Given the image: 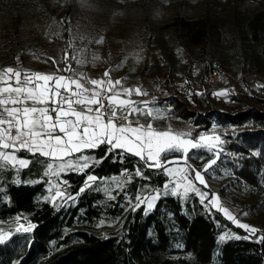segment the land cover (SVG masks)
<instances>
[{"label":"trees","instance_id":"trees-1","mask_svg":"<svg viewBox=\"0 0 264 264\" xmlns=\"http://www.w3.org/2000/svg\"><path fill=\"white\" fill-rule=\"evenodd\" d=\"M38 5L42 6L40 12L34 10L28 17L0 21V67H16L18 56L27 64L30 52L26 46L42 33L49 20L48 30L59 34L46 36L52 35L56 43H65L72 32L88 23L81 0H63L56 8L50 7L48 0H40L33 7ZM232 8L231 15L223 18L212 13L214 7L190 17L185 5L178 6L161 29L171 45L194 48L206 60L210 48L222 46L243 60L256 63L257 68H264V0L243 15L238 13L237 5ZM149 16L146 13L144 19ZM111 22L108 14H102L92 25L102 34ZM52 61L42 63L41 68H58V63ZM211 63L208 60L202 66L200 90L190 88L182 95L170 94L159 101L169 108L172 119L188 121L196 127L209 128L211 122L221 128L243 127L228 134L224 150L235 156L229 162L235 181L252 190L256 203L264 206V109L249 105L229 111L214 106L209 97L211 85L205 79L208 72L217 71ZM165 91H170L168 83ZM200 154L208 155L204 151ZM20 155L33 160L28 168L19 172L8 167L0 169V221L26 218L35 227L29 233H14L9 242L0 245V264H212L215 256L218 264H264L262 243L251 239L220 243L218 237L226 229L241 237L245 233L220 212L202 205L194 194L187 200L162 196L148 214L143 209L131 211L127 207L129 200L142 190L146 194L145 185L162 187L167 177L159 171L144 168L151 178L135 177L126 188L114 191L115 199L99 189L80 194L74 202L64 204L58 199L53 205L45 199L50 181L44 175L45 164L37 162L30 153ZM92 155L105 157V149L101 147ZM141 163L131 155L124 159L112 155L91 171L97 177L110 179L121 176L124 169L133 171ZM58 179L66 180L67 191L75 195L84 176L66 172ZM106 224L113 226L111 231L100 232L99 228Z\"/></svg>","mask_w":264,"mask_h":264},{"label":"snow or ice","instance_id":"snow-or-ice-1","mask_svg":"<svg viewBox=\"0 0 264 264\" xmlns=\"http://www.w3.org/2000/svg\"><path fill=\"white\" fill-rule=\"evenodd\" d=\"M81 2L84 4L86 0ZM76 40H87V44L76 47ZM103 42L102 36L71 38L62 57L67 67L51 74L22 73L13 67L0 69V169L8 167L19 172L28 168L33 160L20 155L27 152L37 158V162L45 164V177H59L64 172L82 173L83 184L75 195L67 191L68 182L65 180L62 183L58 181L53 186L54 194L45 197L53 205L58 199L67 204L74 202L82 193L99 190L98 181L106 178L97 177L91 170L105 157L116 155L124 159L131 155L142 163L133 171L124 169L120 177H111L117 188H126L135 177L150 179L144 168L159 171L167 177L162 187L145 185L146 194L143 190L137 192L127 205L131 211L143 209L148 214L162 196L187 200L190 194H194L206 208L223 213L248 234L241 237L225 233L218 237L220 243L229 239H251L264 244V236H257L264 230L241 223L221 204L216 193L202 191L197 186L210 187L205 174L217 165L224 151L222 145L225 141L220 135L202 134L192 138L190 133L177 132L171 127L158 128L154 121L164 118L162 110L150 107L147 100L132 99L133 95H148L141 86L125 87L122 79H112L111 70H106L100 78H89L86 73L72 67L69 49H72L71 61L81 67L91 66L100 57L93 52L89 58V46ZM64 72L71 74L65 75ZM257 89L264 90V85H257ZM214 95L226 96L228 92L223 90ZM151 103H155V97ZM101 147L105 149V157H94L92 152ZM194 149L212 153V158L201 169L188 163L189 152ZM177 153L181 155L176 156ZM252 154L259 155L258 152ZM170 155L174 158H165ZM104 191L109 193L110 199H115L110 187H105ZM34 227L32 224L20 225L15 232L29 233ZM12 236L11 231H0V245L9 242Z\"/></svg>","mask_w":264,"mask_h":264},{"label":"rangeland","instance_id":"rangeland-1","mask_svg":"<svg viewBox=\"0 0 264 264\" xmlns=\"http://www.w3.org/2000/svg\"><path fill=\"white\" fill-rule=\"evenodd\" d=\"M39 1L0 0V21L14 20L19 16L28 17L34 10L35 13L42 11L41 5L36 8L33 7ZM62 1L48 0V4L50 7L56 8L62 4ZM261 1L263 0H86V3L82 4L88 14V23L85 26H79L74 32L69 33L70 36L65 43H56L52 39V35L46 36L47 33L59 34V31L50 32L48 30L49 20L42 33L26 46V50L30 52L27 64H23L22 59L19 58V60H16V67L13 68L20 70L22 73L24 71L34 72L40 69L56 72L57 69L67 67L62 57L71 38L80 36L98 38L102 36L104 39L103 44L89 46V58L93 52L100 57L94 65L81 67L71 61L72 49L68 50L69 60L73 68L86 73L89 78H100L106 70H111L112 79H122L125 87L141 86L147 91L148 95H133L132 99L137 101L147 100L150 102V107L162 110L164 118L154 121V126L158 128L171 127L177 132L190 133L192 138H198L202 134H217L226 143L228 134H233L244 128H221L213 122H211L209 128H205V126L196 127L188 121L172 119L168 113L169 108H165L159 100L168 97L170 94L182 95L188 90L190 91V88L200 90L198 80L203 71L202 66L209 60L212 62L211 67L215 68L214 70L225 71V78L223 77L220 82L209 83L211 85L209 97L214 106L229 111H236L249 105H256L264 109V102L261 100H264V90L257 89V85H264V68H257L256 63L251 60L247 62L222 46L210 48L208 50V60L194 48L182 45L174 47L169 43L161 26L170 20L174 8L178 6L185 5L187 15L190 17L200 16L206 12L207 8L214 7L212 13L223 18L231 15L232 7L235 5L238 7V13L243 15L258 6ZM146 13L150 16L144 19ZM102 14H108L112 18V22L105 33L98 34L92 23L96 17ZM85 44H87V40L83 42L75 41L76 47H83ZM49 59L58 61V68H41V64H48ZM246 63L248 68L244 69ZM118 64L121 66L115 68L114 66ZM63 74L70 75L71 73L64 72ZM167 83L169 92L165 91ZM223 90H227L228 95H214V93ZM154 97L155 103L153 104L151 102ZM225 143L222 145L223 149ZM191 151L194 153L189 154L188 163L196 169H201L203 164L212 158V153L204 149ZM203 151L208 154L206 157L200 154ZM175 155L179 156L181 154L177 153ZM221 155L223 157L219 164L217 163L212 170L205 174V179L210 186L209 189H204L200 185L197 186L202 191L216 193L221 204L227 207L241 223L264 230L263 204L256 203L257 198L252 194V190L235 181L232 166L229 163L235 159L234 154L224 150ZM200 157H203V160ZM165 158L171 160L174 157L170 155ZM48 176L50 177L47 184L48 196H51L54 194L53 186L57 185L58 181L61 183L63 181L59 180L58 177ZM98 187L103 191L105 187H110L112 195H114L116 189H120L116 187V183L112 179L98 181ZM105 193L109 195V193ZM205 202L207 203V201ZM245 213L247 214L245 215ZM221 214L227 219L223 213ZM230 222L237 226L233 221ZM28 224L32 223L26 218H18L13 222L0 221V231H11L14 234L18 226H27ZM112 227L106 224L102 225L99 230L108 233ZM242 230L245 235H248L244 229ZM225 233L236 235L227 229L221 235ZM257 236H264V231L257 233ZM212 264H218L217 256L214 257Z\"/></svg>","mask_w":264,"mask_h":264},{"label":"built area","instance_id":"built-area-1","mask_svg":"<svg viewBox=\"0 0 264 264\" xmlns=\"http://www.w3.org/2000/svg\"><path fill=\"white\" fill-rule=\"evenodd\" d=\"M224 74L225 71H211L205 75V79L208 83H217L221 81Z\"/></svg>","mask_w":264,"mask_h":264},{"label":"crops","instance_id":"crops-1","mask_svg":"<svg viewBox=\"0 0 264 264\" xmlns=\"http://www.w3.org/2000/svg\"><path fill=\"white\" fill-rule=\"evenodd\" d=\"M34 72H42V73H48V74L54 73V72H50V71H48V70H42V69H40V70H36V71H34Z\"/></svg>","mask_w":264,"mask_h":264}]
</instances>
